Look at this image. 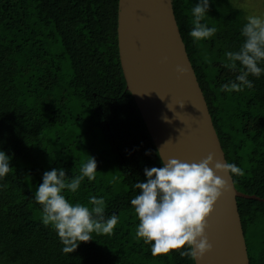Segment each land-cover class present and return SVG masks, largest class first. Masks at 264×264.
Segmentation results:
<instances>
[{
	"label": "trees",
	"instance_id": "1",
	"mask_svg": "<svg viewBox=\"0 0 264 264\" xmlns=\"http://www.w3.org/2000/svg\"><path fill=\"white\" fill-rule=\"evenodd\" d=\"M172 1L227 162L243 170L232 176L235 187L262 200L238 199V206L250 264H264V76L249 77L251 89L219 91L235 79L221 61L242 43L247 12L236 0H210L206 22L216 34L194 43L188 33L197 0ZM118 6L119 0H0V150L11 157L0 180V264H195L179 254L184 249L152 256L135 235L133 185L145 180L146 167L163 162L126 89ZM88 155L97 163L95 180L65 195L82 204L102 196L105 216L119 219L111 235L94 233L64 253L41 223L34 192L45 171L63 168L71 178Z\"/></svg>",
	"mask_w": 264,
	"mask_h": 264
},
{
	"label": "clouds",
	"instance_id": "2",
	"mask_svg": "<svg viewBox=\"0 0 264 264\" xmlns=\"http://www.w3.org/2000/svg\"><path fill=\"white\" fill-rule=\"evenodd\" d=\"M209 5L210 0H197L191 8L192 27L188 35L194 43L216 34L217 29L206 22ZM245 20L238 50L225 51L221 61L225 69L235 73L234 80L220 86L223 93L251 89L253 81L249 77L264 76V12L249 14ZM177 72L183 74L185 69L178 67ZM10 160L0 150V180L10 172ZM214 170L243 175L238 165L214 161L212 154L198 163L173 158L160 167L144 169L145 180L133 185L137 194L130 204L138 220L136 238L150 246L152 256L184 249L179 254L195 262L211 251L206 221L227 190L226 181L215 175ZM96 173V160L88 155L80 165L79 174L68 178L63 168H52L43 173L42 183L35 189L33 198L41 206V223L55 232L64 253H72L80 243L93 240L94 233L111 235L118 223L116 213L105 216L106 202L102 196H89L88 203L82 204L70 201L65 195V192L77 193L85 180L94 181Z\"/></svg>",
	"mask_w": 264,
	"mask_h": 264
},
{
	"label": "water",
	"instance_id": "3",
	"mask_svg": "<svg viewBox=\"0 0 264 264\" xmlns=\"http://www.w3.org/2000/svg\"><path fill=\"white\" fill-rule=\"evenodd\" d=\"M118 48L126 89L133 96L162 162H199L212 154L227 162L186 45L172 0H119ZM185 69L183 74L177 68ZM167 118V122L165 121ZM207 218L210 252L195 264H250L232 175Z\"/></svg>",
	"mask_w": 264,
	"mask_h": 264
},
{
	"label": "rangeland",
	"instance_id": "4",
	"mask_svg": "<svg viewBox=\"0 0 264 264\" xmlns=\"http://www.w3.org/2000/svg\"><path fill=\"white\" fill-rule=\"evenodd\" d=\"M237 5L249 14L264 12V0H236Z\"/></svg>",
	"mask_w": 264,
	"mask_h": 264
}]
</instances>
